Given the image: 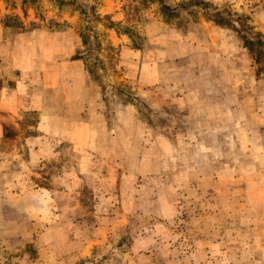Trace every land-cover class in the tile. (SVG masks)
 Masks as SVG:
<instances>
[{"label": "rangeland", "instance_id": "374dc122", "mask_svg": "<svg viewBox=\"0 0 264 264\" xmlns=\"http://www.w3.org/2000/svg\"><path fill=\"white\" fill-rule=\"evenodd\" d=\"M72 1L0 0V62L61 55L91 101L70 138L52 86L38 126L52 80L9 81L29 109L0 118V264H264V0ZM232 69L236 110L210 89Z\"/></svg>", "mask_w": 264, "mask_h": 264}, {"label": "crops", "instance_id": "0c3cea01", "mask_svg": "<svg viewBox=\"0 0 264 264\" xmlns=\"http://www.w3.org/2000/svg\"><path fill=\"white\" fill-rule=\"evenodd\" d=\"M264 28H262L263 30ZM223 42V41H222ZM223 45V44H222ZM59 47V46H58ZM7 49V47L5 48ZM58 53H61V48L59 47L57 49ZM241 52L242 49H241ZM218 53H221L220 51H218ZM5 54V52H4ZM231 55L229 54L227 56L228 59H231ZM7 56V55H6ZM224 60H225V55H223ZM55 58V57H54ZM56 61H53V57L51 58H40L39 60L34 61L35 63L33 64V67H29L27 69H25L27 71H31L32 69H34V72L36 71L37 73L39 72L40 74H44V77L48 80H52V83H49L48 85L46 84H40V86L42 87H36V91L33 95L36 96V111H39V122H38V126H43L44 124L41 122L45 121L46 118V113H49L50 111H53L51 109H48L47 107H45L46 101H45V96H46V92L45 89L43 87L45 86H52L53 87V95L55 98H57L59 100V102H64V104H66L65 106H63L64 108H62V110L59 113H53V114H49V121H52L54 124H56L55 122H57L58 118L60 119L61 122V126L64 127L65 133L69 135V137L71 138L72 136L71 134V130H73L74 127L76 128H84L86 126L87 123L86 120L81 119V111L83 110V106H85L87 104L89 100V92L90 90H88V84L85 82V85H81L82 83H79L78 85H65L64 81L61 78V74H60V69L61 68V60L63 58H61V55L56 56ZM15 62L13 61V57L12 56H7L6 60H4L3 58L1 59L0 62V76L2 78H4L5 80L2 82V86L0 87V118H6L8 119L7 121L10 120H15L14 116H17L21 111L23 110H28L29 106H24L23 103V95L17 94V93H12L11 92V85L9 84V81L11 79H18V80H23L24 79V72H23V62L21 61L20 58H16L14 59ZM14 73H18L19 76H14ZM38 73V74H39ZM220 75L222 73H219ZM213 76V84H212V89L213 92L219 94L221 97H223V95H227L228 99H229V109L231 107V104H233L234 100V96L233 94H235L236 92V84L235 81L237 80L236 77V73L235 71L232 69L231 71H229V73L226 75L228 78V81L225 84H221L220 83V78L217 77L219 76L218 73L212 75ZM40 79H42L40 77ZM3 80V79H2ZM50 82V81H48ZM260 84H264L263 80H260ZM234 84V85H233ZM250 90L252 91V87H250ZM263 91V89H262ZM199 89H195V88H188L186 89V92L182 94V98L185 100V102L187 103L188 106H190V104L192 103L191 101L193 100L195 95H199ZM13 95H12V94ZM14 94H15V98H16V103H14V101H12V98L14 99ZM75 95V97H74ZM18 98H17V97ZM219 99V98H218ZM58 102V103H59ZM184 102V104H185ZM20 104V106H19ZM90 105H91V101H90ZM232 108V107H231ZM233 110H236V106H234V108H232ZM189 111H193L190 107L188 108ZM198 110V109H197ZM48 111V112H45ZM264 111V110H263ZM59 114H64L65 116H60ZM3 122H5L4 120L2 121V119H0V128H2L3 126ZM12 122V121H10ZM262 123V122H261ZM245 129L247 132V139H248V143H253V134H252V128L250 126V124L248 122H245ZM51 125V124H50ZM57 127V126H56ZM256 127L261 128V131L263 133V129H264V124L262 125H256ZM64 133V134H65ZM250 135V136H249ZM71 140V139H70ZM75 140V139H74ZM74 140H71V142H75ZM257 142V141H256ZM261 143V147L263 150V156H262V160H264V144L262 142ZM262 170L264 171V168H262ZM261 192L264 193V186L262 185L261 187ZM262 199H264V196H262ZM262 205H264V201L262 202ZM262 231L264 232V228L262 229Z\"/></svg>", "mask_w": 264, "mask_h": 264}, {"label": "trees", "instance_id": "16d2710c", "mask_svg": "<svg viewBox=\"0 0 264 264\" xmlns=\"http://www.w3.org/2000/svg\"><path fill=\"white\" fill-rule=\"evenodd\" d=\"M22 1L23 2H35L36 0H22ZM52 1H54L59 6H64L66 4H69V3L71 4L73 2L72 0H52ZM160 6H161L162 9L166 10L167 12H174L175 11L174 8H171L170 6L164 4L163 2H160ZM89 9H91V11H93L94 5H90ZM212 18H213L212 20L218 25L230 22V19H228L226 17H222L221 15H219V13L213 14ZM260 42H263V41H260ZM247 43L249 44L250 41L247 40L246 44Z\"/></svg>", "mask_w": 264, "mask_h": 264}]
</instances>
